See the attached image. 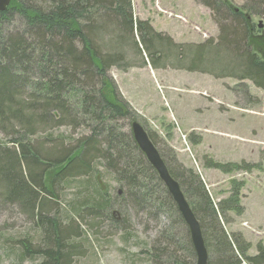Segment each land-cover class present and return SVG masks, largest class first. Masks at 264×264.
I'll list each match as a JSON object with an SVG mask.
<instances>
[{
    "label": "trees",
    "instance_id": "trees-1",
    "mask_svg": "<svg viewBox=\"0 0 264 264\" xmlns=\"http://www.w3.org/2000/svg\"><path fill=\"white\" fill-rule=\"evenodd\" d=\"M197 1L213 13L217 40L177 44L148 21L135 20L131 0H12L0 12V216L20 215L33 230L6 236L0 229V263L11 254L18 264H76L84 223L105 221L128 244L131 213L157 204L177 232L154 242L148 253L153 264H197L190 229L135 142L136 114L109 75L132 52L142 61L145 54L154 68L171 63L264 89V57L252 44L255 34L264 39L252 20L264 23V0H241L240 9L229 0ZM16 22L23 30L11 32ZM159 154L200 225L208 264H264L262 244L248 256L250 245L225 229L238 190L215 204L198 175L173 170ZM249 166L214 168L231 173ZM99 177L116 184L117 192L103 191ZM70 190L74 198L63 206Z\"/></svg>",
    "mask_w": 264,
    "mask_h": 264
},
{
    "label": "rangeland",
    "instance_id": "rangeland-1",
    "mask_svg": "<svg viewBox=\"0 0 264 264\" xmlns=\"http://www.w3.org/2000/svg\"><path fill=\"white\" fill-rule=\"evenodd\" d=\"M131 1L135 20L148 21L156 32L177 44H202L219 37L213 13L197 0ZM229 1L234 8L243 6L241 0ZM252 20L258 31H264L259 18ZM9 30L22 31L23 24L16 22ZM252 42L264 57L262 35L255 34ZM127 55L109 75L136 114L137 123L151 135L173 170L184 168L200 177L215 204L230 200L234 189L238 190V203L227 212L224 226L228 233L241 235L250 245L247 255L255 256L258 245L264 246V89L249 80L215 78L173 68L171 63L154 68L145 54L143 61L132 52ZM60 132L79 135L66 128ZM242 163L249 164L250 170L225 173L214 168L217 164L240 167ZM98 181L103 191L111 187L113 194L117 192L112 181L101 177ZM152 183L155 186L158 182ZM74 194L67 191L62 205H67ZM155 206L143 213H131L134 238L128 244L105 221L94 226L90 220L84 223L83 254L76 264H153L148 253L154 242L164 240L168 232H177L171 215ZM113 213L117 215V211ZM0 229L6 236L33 234L24 218L6 212L0 216ZM3 260L0 264H18L11 254Z\"/></svg>",
    "mask_w": 264,
    "mask_h": 264
},
{
    "label": "water",
    "instance_id": "water-1",
    "mask_svg": "<svg viewBox=\"0 0 264 264\" xmlns=\"http://www.w3.org/2000/svg\"><path fill=\"white\" fill-rule=\"evenodd\" d=\"M12 0H0V12L7 11ZM132 133L140 150L144 153L151 166L157 171L160 179L177 204L178 209L188 225L192 242L197 253V264H208V254L205 248L200 225L187 203L178 183L170 176L159 152L149 139L145 129L137 122L132 124Z\"/></svg>",
    "mask_w": 264,
    "mask_h": 264
},
{
    "label": "bare ground",
    "instance_id": "bare-ground-1",
    "mask_svg": "<svg viewBox=\"0 0 264 264\" xmlns=\"http://www.w3.org/2000/svg\"><path fill=\"white\" fill-rule=\"evenodd\" d=\"M9 8V7H8ZM131 125V124H130Z\"/></svg>",
    "mask_w": 264,
    "mask_h": 264
}]
</instances>
